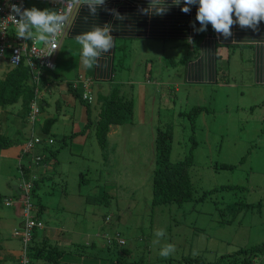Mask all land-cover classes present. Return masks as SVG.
I'll use <instances>...</instances> for the list:
<instances>
[{
	"label": "rangeland",
	"instance_id": "1",
	"mask_svg": "<svg viewBox=\"0 0 264 264\" xmlns=\"http://www.w3.org/2000/svg\"><path fill=\"white\" fill-rule=\"evenodd\" d=\"M32 7L54 9L48 2L28 0L27 8ZM118 42L121 46L113 65V80L133 100L132 121L108 133L104 146L93 133L98 115L93 118V127L85 130L84 145L72 139L74 134L65 140L59 129L55 131L50 147L56 150V163L48 154L50 176L35 191V198L46 209L39 218L41 227H37L33 243L45 236L50 246L63 249L66 254L59 264H117L125 249L130 251L125 256L128 264H208L241 247L264 244V85L254 82L250 50L222 49L218 82L195 83L185 80L183 64H170V60L178 61L189 53L185 41L136 38ZM66 61L59 51L54 63L62 78L72 75ZM7 67L0 57V78ZM92 94L94 101L100 97L97 85ZM76 104L80 106L79 101ZM21 105L19 100L0 109V132L10 137L16 133L18 137V127L22 128L25 135L21 134L20 143L31 135L28 122L21 124ZM196 106L204 109L191 123L187 115ZM65 119L61 117L59 125L63 129L68 128ZM159 128L172 129L173 162L191 151L189 173L194 197L203 190L226 185L241 189L219 190L203 201L180 206H153L152 169ZM22 157V163L27 164L26 156ZM20 173L19 159L0 150L2 197L15 199L21 193ZM105 191L113 196L99 199ZM239 200L262 202V206L225 221L231 219L225 213L226 204ZM14 212L12 207L0 204V216H10L9 221L0 219V244L18 252L23 251L22 243L13 233L20 231L22 219ZM158 229H163L165 236L156 244ZM118 234L123 245L118 244ZM107 239L114 242L109 244ZM165 244L175 246L167 258L159 255ZM194 251L198 254L193 255ZM47 253L44 250L41 257L32 256L31 264H48L44 259ZM195 256L203 262L187 260ZM252 264H264V254L254 257Z\"/></svg>",
	"mask_w": 264,
	"mask_h": 264
},
{
	"label": "trees",
	"instance_id": "2",
	"mask_svg": "<svg viewBox=\"0 0 264 264\" xmlns=\"http://www.w3.org/2000/svg\"><path fill=\"white\" fill-rule=\"evenodd\" d=\"M147 3L132 4L127 2L122 4L118 9V13L123 16V19H117L118 23L112 24L111 35L120 36L124 39H136V38H153V39H181L189 47V53L178 61L170 60V64L178 66L184 65L185 80L195 83H215L218 81L219 66L218 60L221 58V51L223 48L230 50L233 48L232 40L242 39L248 35V28H241L238 24H234L231 27L232 36L225 39L222 35L216 33L211 24L207 25V30L198 32L194 29L200 28L199 22L196 20V11L198 5H190V12L184 13L180 10L183 6L184 0H181L180 5H173L172 0H163L166 7V11L163 14H156L154 12H145L144 9L149 7V0ZM233 19L235 16L233 14ZM105 18L102 19V23ZM81 22V21H80ZM101 22V21H100ZM72 24V22H71ZM191 40L192 43L189 41ZM121 46V45H120ZM119 46V47H120ZM220 50V53L218 52ZM118 50V47H117ZM7 62V61H6ZM8 63V62H7ZM7 71L4 76L0 78V109L5 110L8 106L16 104L21 100V110L18 115L21 117L22 125L27 121V115L30 110L31 101L35 96V84L32 80V73L26 64L25 58L17 66H12L8 63ZM54 70V69H53ZM46 69H42V81L45 77ZM45 81V80H44ZM43 84V82H42ZM112 84L110 92L106 95H100L97 98L100 104L98 117L94 125V135L97 142L104 146V142L110 131L111 126H120L122 124L130 123L133 117L134 104L133 100L129 96L123 94L119 85ZM76 97L82 98L78 91H74ZM85 102V101H83ZM87 109L90 108V103H87ZM41 110L43 109V100H40ZM204 108L201 106L193 107L190 113L187 115L191 123L194 118ZM88 111V110H87ZM89 117L90 112L86 117L87 122L84 130L90 126L93 127L92 121ZM53 119H44L42 127L39 130L41 135L54 136L51 131V125ZM18 137L16 133L8 136L5 133L0 132V150L8 149L12 146L22 144L20 143L21 134L25 135L22 128L18 127ZM28 135L23 140L27 139ZM22 140V141H23ZM173 133L172 129H158L155 138V167L152 169V205H171L176 204L178 206L189 201H203L212 194H215L219 190H234L241 189L239 186L226 185L216 187L210 190H203L199 197H194V187L190 178L189 168L193 165V156L190 153L181 160L173 162L170 158L172 151ZM56 150L50 149L49 155L56 159ZM48 157L43 162H47ZM220 167L231 168L228 165H221ZM34 182L33 189L31 190V200L33 202V212L36 221L39 222V218L46 206L41 204L40 199L35 198V191L41 183L45 181V174ZM109 194L105 193L100 197H109ZM3 198L0 195V204ZM4 205V204H3ZM262 202L258 203H245L244 201L228 202L224 208L225 213L231 216V219L225 220L227 222L233 221L238 215L247 212L248 210L258 208L260 210ZM37 227L33 229L32 237L29 242L32 243L30 248L28 247V257L32 260L33 257H41L44 250H47V254L44 256L45 261L48 264H59L61 258L66 254L63 249H60L56 245H51L47 237H43L39 243H33L36 236ZM109 244L114 242L113 239H107ZM36 244V245H35ZM123 247V246H122ZM21 254V253H20ZM19 257L14 260L17 264L20 263ZM121 256L116 259L117 264H128L125 260V256L130 255V251L127 249L122 250ZM264 254V244L260 246H254L252 248H239L234 254L221 255L215 261H211L208 264H252L253 258ZM31 257V258H30ZM105 259V258H103ZM13 260V261H14ZM106 260V259H105ZM113 260V259H112ZM189 262H203V259L195 256L187 259ZM115 262V260H113ZM112 261V262H113ZM174 264V263H170Z\"/></svg>",
	"mask_w": 264,
	"mask_h": 264
},
{
	"label": "crops",
	"instance_id": "3",
	"mask_svg": "<svg viewBox=\"0 0 264 264\" xmlns=\"http://www.w3.org/2000/svg\"><path fill=\"white\" fill-rule=\"evenodd\" d=\"M28 1V0H27ZM38 2H48L52 5L53 0H36ZM127 2H131L132 4L138 3H147L146 0H105V5L103 7L97 8V14L93 16L89 13L86 6H81L77 4V9L75 13H73L72 24H70L69 31L67 36L62 40L60 44V51L62 55H65L66 64H68L71 72V76L69 78H62L61 72H57V65L55 64L54 70H50L46 73L43 78V84L41 87V91H43L41 100H43V109L39 116V124L37 125L38 132L40 130L41 125L44 122V119L52 118L53 124L51 125V131L55 134L56 130H60L62 134H64V138L66 140V136L70 134H74L72 139L79 145H84L85 141V133L84 130L85 124L87 122V115L90 112L89 117L91 120L97 116L100 108V104L95 101L90 105V108L87 109V104L80 100V98L76 97L74 94V81L78 79L79 76H85L89 80H91V89L92 93H94V86H98V93L101 95H105L108 90H111L112 84L114 82V64L116 63V55H117V47L119 40H125L120 36H113V46L107 52L103 53L99 58L98 65L93 68H86L81 61V46L76 42L75 37L81 33L92 30L94 27L103 26L105 24H109L112 28V24L118 23L117 18L109 11L105 9H118L122 6V4H126ZM53 6V5H52ZM54 8V6H53ZM55 10V8H54ZM105 18V21L102 23V19ZM81 21V22H80ZM101 21V22H100ZM248 35L243 37L242 39L232 40L233 48L231 49H248L251 52V62L253 67V76L254 82L256 84L264 85V21H261L258 29L253 31L251 28H248ZM111 34V33H110ZM153 39V38H152ZM73 42L74 45H71ZM43 44V43H42ZM227 49V48H223ZM219 49V53H220ZM228 50V49H227ZM221 54V53H220ZM250 58V57H249ZM5 60V59H4ZM6 61V60H5ZM220 59L218 60V62ZM217 62V63H218ZM62 69L64 67L62 66ZM43 76V75H42ZM45 80V81H44ZM218 82V81H217ZM215 82V83H217ZM72 95V96H71ZM76 101H79L80 106H77ZM65 107L68 109L66 111ZM69 109L71 111H69ZM88 110V111H87ZM63 112V113H62ZM69 114V116H68ZM71 115V116H70ZM61 117L66 118L67 129H63L60 125ZM66 130H70V133L65 132ZM116 130V126H111L109 133H113ZM53 137V136H52ZM22 144H18L2 150L8 153L10 156H15L16 159L20 157V148ZM54 164L56 163V159H52ZM52 162V163H53ZM51 166L48 162L45 163V166L40 167V174H45V177L50 176V168ZM39 173V172H38ZM106 182V181H105ZM104 183V181H103ZM114 183V181H112ZM106 184V183H105ZM103 193H106L103 192ZM109 194V193H107ZM111 195V194H109ZM18 195H16L17 197ZM113 196V195H111ZM15 210V215L21 217V205L17 203L15 207H12ZM2 221H9L10 216H0ZM13 249V247L9 245H1L0 244V264H10L12 261L19 257L20 254ZM17 264V262L15 263Z\"/></svg>",
	"mask_w": 264,
	"mask_h": 264
},
{
	"label": "clouds",
	"instance_id": "4",
	"mask_svg": "<svg viewBox=\"0 0 264 264\" xmlns=\"http://www.w3.org/2000/svg\"><path fill=\"white\" fill-rule=\"evenodd\" d=\"M60 2L63 5L67 0H60ZM72 2L86 6L93 16L97 14L98 7L105 5V0H72ZM172 4L180 5L181 0H172ZM194 4L198 5L196 20L200 24L198 29L193 25L194 29L203 32L207 30V25L211 24L213 30L225 39L232 36L231 27L234 24H238L241 28H251L256 31L260 22L264 21V0H184L180 10L188 13L191 10L189 6ZM52 5L54 6V0ZM105 10L111 12L117 19H123V16L115 9L106 8ZM143 11L163 14L166 7L163 0H149V7ZM11 12L14 13L10 16L16 25L15 30L18 38L35 40L45 45L53 43L57 34L62 31L67 19L66 15L62 11H57L56 8L55 10L38 9L36 7L27 8V0L26 8L13 4L11 5ZM233 14L235 19H233ZM17 17L19 18L17 19ZM111 30L110 25L105 24L102 27H94L92 30L75 37L76 42L81 46V61L86 68H93L98 65L101 55L112 48L113 36L110 34ZM189 41L192 43L191 40ZM55 49V47H50L47 54H51ZM50 149L51 147L48 149L47 154H49ZM39 176H41L40 173ZM155 236L157 240L154 243L158 244L160 242L159 238L165 236V231L158 229ZM117 237V241L121 239L119 234ZM118 244L123 245L119 241ZM174 251L175 246L173 244H165L160 249L159 255L167 258ZM197 254V252H193V255Z\"/></svg>",
	"mask_w": 264,
	"mask_h": 264
},
{
	"label": "built area",
	"instance_id": "5",
	"mask_svg": "<svg viewBox=\"0 0 264 264\" xmlns=\"http://www.w3.org/2000/svg\"><path fill=\"white\" fill-rule=\"evenodd\" d=\"M16 4L22 8H26V0H0V57L5 59L10 65L17 66L21 63L22 58H25L26 64L32 73V80L35 84V96L31 101L30 110L27 115V122L30 126L31 135H28L20 148V171L22 179L18 184L21 193L15 199L12 197L3 198L2 203L9 207H15L17 203L21 205V225L20 231L15 230L13 236H17L22 243L19 264H30L28 253L29 242L32 237V232L35 227H41V224L36 221L33 212V202L31 200V190L34 182L38 180L39 173L37 169L45 166L43 162L48 156V149L54 144V138L49 135H41L38 132L37 125L39 116L42 112L40 100L43 91L42 87V69L43 67L53 70L55 66L54 59L60 48L62 40L67 36L73 13L77 9V3L72 0H67L63 5L60 0H54V6L57 11H62L67 19L60 33L57 34L51 45L41 44L38 46L35 40H23L16 36V25L13 23L10 15L11 5ZM19 17H17L18 19ZM50 47L56 49L47 54ZM73 85L74 91H78L82 100L91 103L94 97L91 89V80L85 76H79ZM41 128V127H40ZM27 158V164H23V157ZM120 244H124V240H118Z\"/></svg>",
	"mask_w": 264,
	"mask_h": 264
},
{
	"label": "bare ground",
	"instance_id": "6",
	"mask_svg": "<svg viewBox=\"0 0 264 264\" xmlns=\"http://www.w3.org/2000/svg\"><path fill=\"white\" fill-rule=\"evenodd\" d=\"M33 238V237H32Z\"/></svg>",
	"mask_w": 264,
	"mask_h": 264
}]
</instances>
